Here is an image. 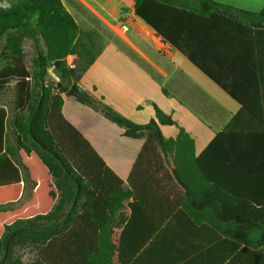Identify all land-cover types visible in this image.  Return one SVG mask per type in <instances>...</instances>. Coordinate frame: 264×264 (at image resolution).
Masks as SVG:
<instances>
[{
  "label": "trees",
  "instance_id": "1",
  "mask_svg": "<svg viewBox=\"0 0 264 264\" xmlns=\"http://www.w3.org/2000/svg\"><path fill=\"white\" fill-rule=\"evenodd\" d=\"M9 3L0 8V96L12 93L11 107L0 106V264H175L178 241L184 254L207 246L212 264H264V71H239L243 57H202L197 39H220L211 19L222 14L264 35V8L134 0L135 16L240 106L197 156L190 134L156 106L153 118L136 124L78 86L105 41L82 29L61 0ZM61 94L143 140L126 188L114 185L110 169L64 121ZM164 126L176 136L165 138ZM25 184L32 190L22 200Z\"/></svg>",
  "mask_w": 264,
  "mask_h": 264
},
{
  "label": "crops",
  "instance_id": "2",
  "mask_svg": "<svg viewBox=\"0 0 264 264\" xmlns=\"http://www.w3.org/2000/svg\"><path fill=\"white\" fill-rule=\"evenodd\" d=\"M213 1L239 11L258 12L264 8V0ZM61 3L82 29L95 30L105 41L101 53L82 75L78 86L102 98L122 116L136 124H145L154 117L156 106L190 134L198 156L215 133L229 124L239 111L240 106L234 99L135 16L134 0H61ZM230 15L232 18L222 14L211 19L215 29H220V39L211 34L197 38L202 57H243L244 65L237 67L239 71L256 75L263 72L260 59L264 57V44H261L264 35L257 34L255 28H246L243 21H237L241 25L233 22L235 14ZM116 41L122 43V49ZM61 98L64 121L87 141L110 169L114 185L126 188L143 140L123 136L120 127L73 96L61 94ZM196 110L201 113V119L193 113ZM161 132L165 138L177 134L174 127H161ZM31 190L25 184L21 199H28ZM179 226L178 223V229ZM181 248V241H178L175 264H212L207 246L201 245L186 254ZM137 259L133 258L129 264H135Z\"/></svg>",
  "mask_w": 264,
  "mask_h": 264
},
{
  "label": "rangeland",
  "instance_id": "3",
  "mask_svg": "<svg viewBox=\"0 0 264 264\" xmlns=\"http://www.w3.org/2000/svg\"><path fill=\"white\" fill-rule=\"evenodd\" d=\"M86 30H89V28H86ZM23 48H24V51H25V53L27 55V59H28L32 55L31 43L29 40L25 41ZM50 73L52 75L51 76L52 80L56 81L57 77L51 71H50ZM155 77H156L155 79L157 81H159L158 76L156 75ZM49 79L51 80V78H48V81H49ZM11 99H12V93L10 91V88H8V90H6L5 93L0 97V104L6 106L7 108H10L11 107ZM193 113L200 118L201 113H199V111L196 110V111H193ZM26 192H27V190L25 191V193ZM25 193H24L23 197H25V195H26ZM22 255H23L24 261H29L32 257L31 253L28 252L27 250L23 251Z\"/></svg>",
  "mask_w": 264,
  "mask_h": 264
},
{
  "label": "built area",
  "instance_id": "4",
  "mask_svg": "<svg viewBox=\"0 0 264 264\" xmlns=\"http://www.w3.org/2000/svg\"><path fill=\"white\" fill-rule=\"evenodd\" d=\"M65 61H66V65H67L68 68H70V69H74L75 68V61H76L75 56L69 55V56L66 57Z\"/></svg>",
  "mask_w": 264,
  "mask_h": 264
},
{
  "label": "clouds",
  "instance_id": "5",
  "mask_svg": "<svg viewBox=\"0 0 264 264\" xmlns=\"http://www.w3.org/2000/svg\"><path fill=\"white\" fill-rule=\"evenodd\" d=\"M12 7V4L9 3V0H3V2H0V8H3L4 10H8Z\"/></svg>",
  "mask_w": 264,
  "mask_h": 264
}]
</instances>
